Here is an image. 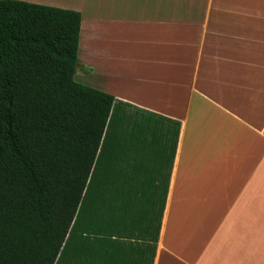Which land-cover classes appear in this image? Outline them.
<instances>
[{"label":"crops","instance_id":"crops-1","mask_svg":"<svg viewBox=\"0 0 264 264\" xmlns=\"http://www.w3.org/2000/svg\"><path fill=\"white\" fill-rule=\"evenodd\" d=\"M22 1L80 13L78 83L179 123L117 164L164 198L153 264H264V0Z\"/></svg>","mask_w":264,"mask_h":264},{"label":"trees","instance_id":"trees-1","mask_svg":"<svg viewBox=\"0 0 264 264\" xmlns=\"http://www.w3.org/2000/svg\"><path fill=\"white\" fill-rule=\"evenodd\" d=\"M80 24L78 11L0 0V264H153L164 198L141 202L159 188L117 164L129 147L172 158L179 123L78 83Z\"/></svg>","mask_w":264,"mask_h":264},{"label":"rangeland","instance_id":"rangeland-1","mask_svg":"<svg viewBox=\"0 0 264 264\" xmlns=\"http://www.w3.org/2000/svg\"><path fill=\"white\" fill-rule=\"evenodd\" d=\"M78 65V64H77Z\"/></svg>","mask_w":264,"mask_h":264}]
</instances>
